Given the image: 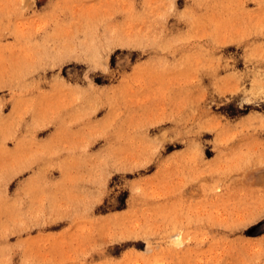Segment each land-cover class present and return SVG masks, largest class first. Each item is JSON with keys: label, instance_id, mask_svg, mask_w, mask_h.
Listing matches in <instances>:
<instances>
[{"label": "rangeland", "instance_id": "rangeland-1", "mask_svg": "<svg viewBox=\"0 0 264 264\" xmlns=\"http://www.w3.org/2000/svg\"><path fill=\"white\" fill-rule=\"evenodd\" d=\"M0 264H264V0H0Z\"/></svg>", "mask_w": 264, "mask_h": 264}]
</instances>
